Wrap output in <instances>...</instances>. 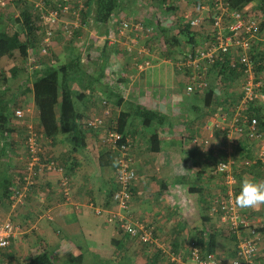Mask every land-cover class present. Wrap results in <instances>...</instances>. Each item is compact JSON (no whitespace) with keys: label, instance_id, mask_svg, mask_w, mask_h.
<instances>
[{"label":"crops","instance_id":"0c3cea01","mask_svg":"<svg viewBox=\"0 0 264 264\" xmlns=\"http://www.w3.org/2000/svg\"><path fill=\"white\" fill-rule=\"evenodd\" d=\"M184 3L188 4V1L181 0L179 5L172 3L170 7L168 4L165 7L177 13L178 16L171 14L181 21L184 10L189 8ZM23 4L21 8L19 0H7L6 8L0 11V32L20 28L16 18L19 17L23 7L33 5L39 10L42 8L37 7L41 4L38 0H28ZM127 6L118 9L117 13L120 17L131 18L128 17L131 9H137L135 15L138 16L137 12L141 10L139 6H143V3L139 0L135 3V7ZM80 8L81 14L87 11L85 16L71 22V24L79 23L77 32L74 31L71 37H66L64 34L60 36L56 32L46 45L50 57H53L51 60L50 57H42L39 61L38 48L41 36H38V43L36 42L35 46L27 51V55L36 59L37 69L40 70L47 65L56 68L63 66L69 52L79 54L80 65L85 75L74 89L81 91L84 96L81 100L73 102L72 113L80 115V125H83V122L90 117L101 115L102 99H107L112 107L113 119L108 121V124L114 123L118 127V118L122 113L129 115L124 132L133 144L136 180L132 186V199L126 217L131 222L150 227L159 244L157 246L142 245L124 233L119 234L115 224L109 220L110 213L115 212L111 196L116 189V184L113 165L101 166L100 164V157L106 150L100 141L101 132L87 131L86 146L78 154L80 165L68 174L67 159L72 153L67 141V128L63 127V131L53 141L45 142L47 158L56 166L53 170L36 173L33 178V187L22 192L20 196L14 198L13 189L10 193L11 201L6 194L1 193L0 189V220L10 219L18 226V232L10 245L0 251V264H23L41 251L46 252L54 264H67L79 256L83 257L82 264H93L91 263L93 261L97 264V260L100 264H114L118 260V264H166L167 261L192 264L188 259V244L194 239V231L201 229L202 218L209 216V202L220 195L222 190L221 179L213 173L214 166L222 159V156L215 144L210 146L212 149L207 153H199L190 144V138L195 135L191 134L186 127L193 117L189 116L190 110L187 111L184 107V99L190 96L183 99L185 93L182 77L185 73L177 66L181 56L174 61L166 60L167 54L171 51L168 45L164 53L148 47L153 43L152 40L158 39L162 36L161 34L152 40H143L144 37L141 36L136 43L132 35L125 37L117 34V21L113 15L108 24H96L92 20L90 2L87 5L82 3ZM62 25L63 21L59 22L56 29L61 30ZM193 34L200 36L198 32ZM23 36L22 31L20 37L24 39ZM62 38L67 42L62 43ZM58 44H62L64 54L60 52ZM145 44L147 48H144ZM61 54L65 57L61 58ZM160 59H162L161 63L163 62L161 65L157 62ZM142 61H149L151 66L140 71L142 78L136 80L135 65ZM168 64H172L171 67H173L166 69L167 73L164 74L167 75L168 82L164 81V86L161 87L162 77L158 73L162 65L168 66ZM13 69L18 71L15 77L10 74ZM32 70L33 68L28 67L26 59L19 61L15 56L11 59L0 58V72L4 71L6 76V82L0 79V92L5 89L10 90L6 96L15 97V108L26 110L27 121L37 123L38 115L32 100L31 85L34 72ZM180 88L184 93V95L181 94L183 96L178 93ZM230 88L233 89L234 86ZM218 94L222 96L220 89ZM227 95L219 99L220 103L234 105L240 96L235 99ZM187 102L190 100L187 99ZM174 104L183 107L179 109L180 113L175 112L177 109L173 110ZM144 111L155 112V122L160 124L157 128L160 151L156 154L147 152V130L141 125ZM28 112H31V115H28ZM212 115L213 113L209 119ZM70 116L71 110L67 117ZM196 120L199 121L200 118ZM11 121L9 134L13 145L10 144V149L5 146L4 150L9 154L8 156L6 154V159H1L4 147L0 143V170L10 175V172L13 174V170L18 169L25 176L23 127L19 125L17 119L14 118ZM202 122L205 121L202 119ZM13 125L19 126L15 129ZM181 127L184 129L178 130ZM197 129L199 136H207L203 127ZM193 133L196 134L197 131ZM243 143L234 148L240 157L250 162V166L245 167L242 164L244 161L241 164L239 162L237 165L233 164L236 194L240 190L242 178L264 180L263 145L258 141ZM192 152L195 153L193 159ZM257 153H263V158H258ZM245 155L248 157L246 158ZM18 157L20 163H18ZM15 158L16 165L13 163ZM2 160L5 161L1 163ZM257 161L262 164L256 163ZM63 180H66V189L62 185ZM19 187L16 191H22ZM242 208L243 214L253 227L260 226L264 229V204ZM96 209H100L101 212L96 214ZM209 217V223L215 227V216ZM261 232L263 243L261 246L263 245L262 248H264V231ZM215 234L218 250L232 248V240L219 229ZM176 238L178 242L174 243ZM113 241H117L118 244L114 245ZM176 244L179 249L170 253L169 248ZM158 250L168 251L166 253L169 255L165 256L167 260L160 257L156 259Z\"/></svg>","mask_w":264,"mask_h":264},{"label":"built area","instance_id":"2783aa9c","mask_svg":"<svg viewBox=\"0 0 264 264\" xmlns=\"http://www.w3.org/2000/svg\"><path fill=\"white\" fill-rule=\"evenodd\" d=\"M164 1L171 6L172 3L179 5L181 0ZM184 1H188V4H184L189 8L184 10L181 23L191 30L197 29L200 34V38H197L198 42L191 45L177 61V66L185 73L183 75L184 93L188 95L203 92L207 87L205 73L219 63H223L237 73L235 83L240 88L239 104L230 116L227 117L221 111L214 112L211 119L203 125L207 136L203 140L198 137L193 138L192 145L206 151L209 148L207 146L211 145L213 134L221 131L227 145L235 146L241 137L245 136L247 140L258 141L264 148V132L258 129V121L253 116L254 106L264 105V10L258 9V0L252 1L242 9H232L227 0ZM40 3L37 7H42V10L43 3ZM73 3L74 0H60L55 9L40 15L41 24L45 30L38 48L39 57H48L46 45L52 38L61 16L69 12ZM6 6L7 0H0V11H3ZM113 18L117 21V34L125 37L132 35L136 43L141 36L147 38L157 36L155 35L157 31L152 24L146 25L140 20H127L120 17L118 13H115ZM171 18L175 19L173 14ZM78 26L77 22L74 24L66 22L61 27L62 34L71 37ZM26 61L31 69L38 68L34 57L27 55ZM150 66L149 61H143L136 63L135 68L137 72H140ZM100 105L101 115L86 119L83 126L91 131L101 132V144L112 154L116 189L112 193L111 200L115 212L110 213L109 220L115 224L117 230L140 244L157 246L158 239L150 227L131 222L126 217L132 199L131 189L136 180V158L129 136L120 133L116 124L107 123L113 119L109 101L102 99ZM13 115L24 126L25 176L22 191H14L15 198L32 187L36 173L53 170L56 166L46 155L45 142L50 141L37 133L30 121H26L27 111L15 108ZM234 163L228 157L217 162L214 168L215 175L224 176L225 192L221 198L214 199L211 213L218 214L220 222L229 225L235 232L239 227H250V234L238 242V258L231 260L228 264H258L257 258L262 256L261 237L258 232H254L255 228L251 226L252 224L236 203L234 188L236 181L232 171ZM243 164L250 165V162L244 160ZM62 185L66 189V180L62 181ZM100 212V209L95 210L96 214ZM17 232L18 226L12 220H0V251L10 245ZM190 259L192 264H221L214 254L199 255L195 248L190 251Z\"/></svg>","mask_w":264,"mask_h":264},{"label":"trees","instance_id":"16d2710c","mask_svg":"<svg viewBox=\"0 0 264 264\" xmlns=\"http://www.w3.org/2000/svg\"><path fill=\"white\" fill-rule=\"evenodd\" d=\"M50 1L51 0H45L44 4L46 5ZM59 1L60 0H57V3H59ZM227 1L232 9H242L243 7H245L254 0H227ZM89 2L91 4L90 11L92 13V20L94 21V23L105 25L109 23V19L111 18L112 15H114V13H117L118 9L124 8L126 0H85V1L83 0V3L86 5ZM19 3L22 8V5H24L23 3L25 2L19 0ZM258 4H259L258 9L264 10V0H258ZM21 10L22 11H20L19 17L16 18L17 22L20 23V28L12 29L9 32L8 31L0 32V58L11 59L12 57L17 56L16 58L19 61L25 60L27 57V51L33 48L36 42L38 43L39 41L38 36L42 37V35L44 34L45 29L42 26L41 24L42 20L40 19V15L44 13L38 8L34 7L33 5L30 7H23V9ZM86 11L83 12L84 16L86 14ZM177 26L179 29L178 34L176 33L170 36L169 32L165 30L161 32V35L165 39V42L168 44L169 47L172 46L176 47L180 42L179 37L180 35H182L185 44L190 48L191 45L196 43L195 40H197L198 36L196 34H193L187 25L182 27V23L180 20L177 21ZM22 31L24 34L23 36L24 39L20 37ZM56 32L59 33L58 35L61 36L62 34L61 30L55 29L54 34H56ZM186 51L187 50H185L184 53ZM78 52L80 53L79 50ZM183 55H181V57ZM48 57H50L49 52H48ZM38 58H40L39 59L40 61L42 57H38ZM49 59L51 60L52 56ZM12 71L10 74L11 76L15 77L18 74V71H16L15 69H13ZM32 71H34L32 75V85H31L32 100H33L34 108L38 115V122L37 123L32 121L30 122L33 124L35 131L41 134L44 138H46L50 142L53 141V139L56 138V136L60 132L63 131V127L67 128L66 131V133L68 134L67 141L71 146L70 153H72L70 157L67 159L68 160L67 172L69 171L68 174H70L80 165L78 154H80V152L86 146L85 136L87 134V131H89V129L79 124L80 115H76L72 113L73 102L75 100L76 101L81 100L84 96L83 93H81V91L74 89L77 83L80 82V79L85 75V72L80 65L79 54L75 55L69 52L68 59L65 61V64L61 67L56 68L47 65L40 70H38L37 68L36 69L33 68ZM236 75H237L236 72L227 68L225 65H223V63H219L216 66L209 69L204 76V79L207 83L206 89L203 92H194L188 95L185 94V96H183V99L186 96L187 97L190 96L189 98H187L190 100V102H187L186 98L184 99L185 102L184 107L186 108L185 110L187 111L190 110L189 112L192 113L198 112L199 114L197 115L202 116L204 112L210 110L212 106L217 105V103L220 102L219 99L224 96L223 94L222 96L221 94L220 95L218 94L219 89L223 93L227 94L226 88L232 84H235L234 78H236L235 77ZM0 76H1L0 79H2L3 82H6L5 72L4 73L0 72ZM184 83L185 82L183 78V88H184ZM222 86L226 88L223 89ZM181 89L182 88H180V90ZM9 91L10 90L5 89L0 92V143H2L4 147L2 149L1 159L2 158L6 159V157L9 154L7 151L4 150L5 146H8V149H10L11 147L10 144L13 145V142L10 139L9 133L11 131L9 128H11V122H12L11 120L15 118L13 115V110L15 109L16 105L14 101L15 100L14 96H10V97L6 96L7 92L9 93ZM181 93H183V91ZM194 103H197L199 105H195ZM186 106H188V108ZM262 106L264 105L257 104L254 106L253 109V116L256 117L258 121V129L260 131L264 130V113L261 112ZM70 110H71V116L68 118L67 115ZM211 113L212 111L209 114ZM155 116H156L155 112L144 111L141 119V125L145 127V130H147V134H146L147 143H148L147 152L150 154H156L160 151L159 135L157 133V128L160 126V124L155 122ZM128 117L129 115L127 113L126 114L122 113L121 117L118 118L119 124L117 130L120 133L121 132L125 133L124 126L128 120ZM163 118L165 119V117ZM161 123H162V119H161ZM19 125L24 128L22 123H19ZM18 126L16 127L14 126V128L17 129ZM125 135L127 134L125 133ZM223 135H224L223 132L216 131L213 134L211 140H216L219 137H223L224 140ZM193 138H195V136H193ZM193 138L191 137L190 139L192 140ZM191 140L189 141L191 142ZM247 141H251V140H247L245 136H242L240 141L238 142L237 147L239 146L240 143L242 142L246 143ZM190 144L192 145V143ZM194 148L198 150L199 153L200 152L207 153L210 149H212V147H209L206 151H202L198 147L194 146ZM219 152L220 154H222L221 155L222 157L223 155L225 157V151L223 149H220ZM192 153H193L192 155V159H193V157L195 158V153L194 152ZM6 154L7 156H5ZM245 156L246 158L248 157L247 155ZM223 158L221 160H223ZM100 159H101L100 162L101 166H110L111 164L113 165L112 154L107 149L102 153ZM3 161L5 160H2L1 163ZM258 162L262 164V162L260 161H257L256 163ZM244 166L249 167L250 165H244ZM113 170H114V165H113ZM13 171H14L13 174L10 172V175L9 174L6 175L3 172V170H0L1 193L6 194L7 198L9 197V201H11L10 199V193H12L11 191L13 189L14 191L17 190V188L19 187L18 185L20 184L21 185L19 189H21L24 184L23 181L24 175L21 174L18 171V169L17 170L15 169ZM216 176L221 179L222 190L220 191V195L213 198L209 202L210 205L208 208L209 216L211 217L215 216L216 218L214 223L215 227H213V225L209 223L210 217L208 215H207L208 217L205 216L202 218L201 229L194 231V239H192V241L188 244V259L190 262H191L190 251L192 248H195L198 250L199 255H201L202 253L203 254L211 253L216 256V258L221 262V264H228L231 260L238 258L237 245L239 240L250 234V230H249L250 227H246V228L239 227L238 231L235 232L230 228L229 225L220 222L218 214L211 213V208L213 206L214 199L221 198L225 192V187L223 185L224 176L223 175H216ZM233 178L235 179L234 173H233ZM132 192H133V188L131 189V198H132ZM235 194H236V189H235ZM208 223H209V227H207ZM254 228H255L254 232L256 233L258 232L259 234L261 231H264V229L261 228L260 226ZM218 229L221 232L223 229L226 230L227 237L233 242L231 249L229 250L217 249L215 244V236H216L215 233L216 230ZM118 233L123 234L120 230H118ZM113 242L114 245L118 244L117 241H113ZM177 242L178 240L176 238L174 240V243ZM178 249H179L178 244H176L175 246H171L169 248V252L170 253L176 252ZM166 251L161 252L160 250H158L156 254L157 255L156 259L160 257L163 260H167L165 256L169 254H167ZM261 255L262 256L260 258H257L258 264H264V254L262 253ZM82 261H83V257L79 256L77 258H73L72 260H70L69 263L82 264ZM23 264H54V263L46 252L41 251L35 254L34 256H31ZM166 264H181V263L176 261H172V262L167 261Z\"/></svg>","mask_w":264,"mask_h":264},{"label":"rangeland","instance_id":"374dc122","mask_svg":"<svg viewBox=\"0 0 264 264\" xmlns=\"http://www.w3.org/2000/svg\"><path fill=\"white\" fill-rule=\"evenodd\" d=\"M22 1H25V2H27L28 0H22ZM38 1H40V2H42L43 4H42V6H43V9H42V12L43 13H46V12H48V11H51V10H53L54 9V7L56 6V2H57V0H52L51 2H49V3H47L46 5L44 4V2H45V0H38ZM85 1V0H84ZM139 0H126V2H125V6L124 7H126L127 5L130 7L131 6V8H133V7H135V3L136 2H138ZM56 3V4H55ZM83 3V0H74V3H73V5H72V7L70 8V10H69V12L67 13V14H65V15H62L61 16V20H60V23H61V21H63V24L64 23H66V22H72L73 20H77V18H82L84 15L83 14H81V8H80V5ZM141 3H143V6H139V8L142 10H139L140 12H142L141 13V17H139V13L140 12H137V14H138V16H136L135 15V12L137 11V9L135 10V9H131V13H129L128 12V14H129V16L128 17H131V18H127V17H123V18H126L127 20H138V19H136V18H139V19H142V20H140V21H142V22H144V23H146V25H149V24H152L154 27H155V29H156V33H155V35L157 34V36H155V37H153V38H156V37H158L160 34H161V32L163 31V30H165V31H167V32H169V35L170 36H172V35H174V34H178V31H179V29H178V26H177V21L176 20H178V18H176L174 15V20H172V18H171V13H174L176 16H178V14L177 13H175L174 11H170V10H168V7H165V6H167V4H165V1L164 0H141ZM127 6V7H128ZM170 7V6H169ZM83 10V9H82ZM84 11V10H83ZM144 12V13H143ZM170 12V13H169ZM145 14V15H144ZM13 16V15H12ZM65 18V19H64ZM147 19V20H146ZM172 21H171V20ZM78 25H79V23H78ZM89 26H90V24H89ZM184 25L182 24V27H183ZM205 27H208V25H205ZM90 29L92 28V27H89ZM78 28H75L74 30L76 31ZM92 30H95V29H92ZM97 32L99 31L98 30V27H97ZM201 30H203V29H201ZM190 31H191V29H190ZM77 32V31H76ZM192 33H194V32H198V30L197 29H194V30H192L191 31ZM74 33V32H73ZM143 37V36H142ZM153 38H147V37H144L143 38V40L144 39H153ZM180 39V42H179V44L175 47V46H172V47H169L170 49H171V51H170V55H168V58L166 57V60H168V59H171V60H173L174 61V59H176V58H178L179 56H181V55H183V53H184V51L185 50H187L188 48H189V46H187L186 44H185V41H184V39H183V37H182V35H180V37H179ZM63 39V38H62ZM155 39H153L152 41H153V43H151L150 45H148V47H152L153 49H157L158 51H160V52H162V53H164V51H165V47H167V43L165 42V39L163 38V36H161V37H159L158 39H156L155 41H154ZM196 41V43L198 42V40H195ZM62 43H65V42H67L66 40H62L61 41ZM136 44V43H135ZM62 45V44H61ZM61 45L60 44H58V47H59V50H60V52L62 53V54H64V50L61 48ZM146 45L147 44H145L144 45V48L146 47ZM64 48V47H63ZM147 48V47H146ZM65 49V48H64ZM68 50V49H67ZM61 54V58H63V57H65L64 55H62ZM138 54H140V52H138ZM17 56H15V58H16ZM51 58V57H50ZM53 58V57H52ZM165 60V59H164ZM165 60V61H166ZM161 61H162V59H160V60H158L157 62L161 65L162 63H161ZM143 62V61H142ZM20 63V62H19ZM172 65V64H171ZM171 65L170 64H168V66H164V65H162L163 67H162V69H161V71H160V73H158L162 78V80H161V82L163 83L162 84V86L161 87H163L164 86V81L165 82H168V77H167V75L166 74H164V73H167V68H171L172 69V67H171ZM3 73H4V71H3ZM134 76H135V78H136V80H138V78H142V72H140V74L136 71V73L134 72ZM141 75V76H140ZM140 76V77H139ZM235 79V78H234ZM215 80H216V78H215ZM156 84H157V82H156ZM231 86H234V88L232 89V88H230ZM223 89H225L226 87H222ZM226 90H227V94H225V93H223L221 90V93L224 95V96H229V95H231V97H235V99L236 98H238V96L240 95V88H239V86L235 83V84H232V85H230V86H228L227 88H226ZM234 91V92H233ZM178 93H180V96H183L184 94L183 93H181V90L179 89L178 90ZM181 94H183V95H181ZM230 97V96H229ZM239 99H240V96H239V98H238V100H237V103L236 104H226L225 102H218L217 103V105H214V106H212L211 107V109L210 110H208V111H206V112H204V114L202 115V118H201V116H198L197 114H199V113H192V112H190L189 113V116L192 118L193 117V120H190V122L186 125V127H187V129H188V131H190L191 132V134H193V135H197V137L198 138H202V140L206 137V135L203 137H201V136H199L198 135V129L197 128H200L201 129V127H203V125H205L206 124V122L209 120V117L211 116V114H209L211 111H213L212 113L214 114V112H216V111H221L223 114H226V116L227 117H229L230 116V114H231V112H233V110H235V108L238 106V104H239ZM27 103V102H26ZM25 103V104H26ZM172 108H173V110L174 109H177L175 112L176 113H180L181 111H179V109H183V107H178L177 105H173L172 106ZM261 112H263L264 113V106H262L261 107ZM31 115V112H28V115ZM200 118V120L199 121H197L196 120V118ZM195 119V120H194ZM202 119L205 121L204 123L202 122ZM189 121V120H188ZM184 128H182L181 127V129L179 128L178 130H183ZM193 131H197V133L196 134H194L193 133ZM259 143V142H258ZM213 144H215L216 146H217V148L220 150V149H223L224 151H225V157H224V155H223V157H221V158H223V159H226V158H228V156H229V158H231V160L233 161V162H235V165H237L238 164V162L241 164L243 161H244V159L242 158V157H240V154L238 153V151H236L235 150V146H237V145H235V146H230V145H227V144H225V142H224V140H223V137H219L218 139H216V140H211V145L209 144L207 147H210V146H212ZM46 145V144H45ZM47 148V147H46ZM220 154V153H219ZM258 155L257 156H259L258 158H263V153L261 154V153H257ZM261 154V155H260ZM222 155V154H221ZM6 156V155H5ZM241 160V161H240ZM13 163L16 165V163H17V159L15 158L14 160H13ZM18 163H20V158L18 157ZM232 171H233V169H232ZM233 173H234V171H233ZM235 189H236V185H235V187H234ZM240 209L243 211V208L242 207H240ZM222 233L225 235V236H227V232H226V230H222ZM260 235V234H259ZM260 237H261V243H260V253L262 254H264V248H262V246H261V244H263L262 243V235H260ZM84 253V252H83ZM20 260V259H19ZM92 261H93V259H91ZM121 261V260H120ZM116 263H114V264H118V262H119V260L118 261H115ZM91 263H93L94 264V261L93 262H91ZM105 263H107V262H105ZM225 263H227V262H225ZM67 264H70L69 262H67ZM97 264H100V262H99V260H97ZM124 264V263H123ZM126 264V263H125Z\"/></svg>","mask_w":264,"mask_h":264},{"label":"clouds","instance_id":"9594fccd","mask_svg":"<svg viewBox=\"0 0 264 264\" xmlns=\"http://www.w3.org/2000/svg\"><path fill=\"white\" fill-rule=\"evenodd\" d=\"M236 203L240 207H257L264 204V180L259 178H242L240 190L236 194Z\"/></svg>","mask_w":264,"mask_h":264}]
</instances>
